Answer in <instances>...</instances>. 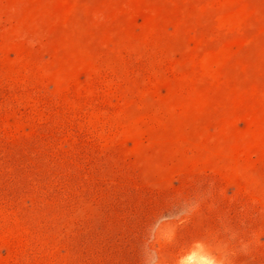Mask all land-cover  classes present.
<instances>
[{"label": "rangeland", "instance_id": "374dc122", "mask_svg": "<svg viewBox=\"0 0 264 264\" xmlns=\"http://www.w3.org/2000/svg\"><path fill=\"white\" fill-rule=\"evenodd\" d=\"M0 264H264V0H0Z\"/></svg>", "mask_w": 264, "mask_h": 264}]
</instances>
